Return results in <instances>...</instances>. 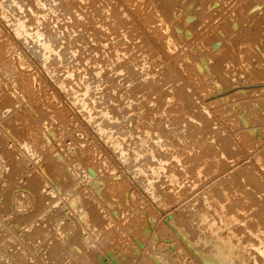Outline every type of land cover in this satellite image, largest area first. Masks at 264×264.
I'll list each match as a JSON object with an SVG mask.
<instances>
[{"label":"rangeland","instance_id":"rangeland-1","mask_svg":"<svg viewBox=\"0 0 264 264\" xmlns=\"http://www.w3.org/2000/svg\"><path fill=\"white\" fill-rule=\"evenodd\" d=\"M0 48V264H264V0H0Z\"/></svg>","mask_w":264,"mask_h":264},{"label":"bare ground","instance_id":"bare-ground-1","mask_svg":"<svg viewBox=\"0 0 264 264\" xmlns=\"http://www.w3.org/2000/svg\"><path fill=\"white\" fill-rule=\"evenodd\" d=\"M19 27H20V26H19ZM14 33H15V32H14ZM13 35H14V34H13ZM4 38H6V37H4ZM7 40H8V38H7ZM4 43H5V42H4ZM4 46H5V44H4ZM3 48H4V47H3ZM1 49H2V48H0V51H1ZM45 49H46V48H45ZM5 51H6V50H5ZM8 57H9V56H8ZM17 62H18V61H17ZM12 64H13V63H12ZM15 65H16V64H15ZM18 65H19V64H18ZM4 66H5V65H4ZM3 68H4V67H3ZM4 70H5V69H4ZM142 76H143V75H142ZM71 101H72V100H71ZM69 102H70V101H69ZM69 102H68V104H70ZM70 107H71V106H70ZM81 213H82V212H81ZM81 213H80V214H81ZM78 215H79V214H78ZM84 215H85V214H84ZM84 215H83V217H85ZM79 216H80V215H79ZM81 217H82V216H81ZM82 219H83V218H82ZM83 223H84V222H83ZM85 223H86V222H85ZM252 231H253V230H252ZM255 247H256V246H255ZM258 247H259V246H258ZM258 250H259V249H258ZM255 251H256V250H255ZM256 254H257V253H256ZM221 256H222V255H221ZM226 256H227V254H226ZM259 257H260V256H259ZM207 261H208V260H207ZM206 263H207V262H206Z\"/></svg>","mask_w":264,"mask_h":264}]
</instances>
